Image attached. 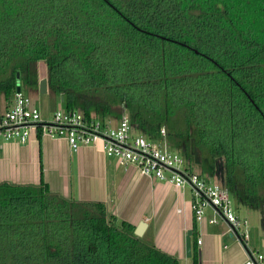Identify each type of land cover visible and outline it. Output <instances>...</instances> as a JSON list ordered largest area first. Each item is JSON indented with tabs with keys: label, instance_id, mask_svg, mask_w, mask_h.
Returning a JSON list of instances; mask_svg holds the SVG:
<instances>
[{
	"label": "trees",
	"instance_id": "trees-1",
	"mask_svg": "<svg viewBox=\"0 0 264 264\" xmlns=\"http://www.w3.org/2000/svg\"><path fill=\"white\" fill-rule=\"evenodd\" d=\"M38 62L66 110L127 114L153 139L165 127L187 169L264 210V0H0L8 102L19 80L38 84ZM135 229L43 180L0 183V253L18 264H181Z\"/></svg>",
	"mask_w": 264,
	"mask_h": 264
},
{
	"label": "crops",
	"instance_id": "crops-1",
	"mask_svg": "<svg viewBox=\"0 0 264 264\" xmlns=\"http://www.w3.org/2000/svg\"><path fill=\"white\" fill-rule=\"evenodd\" d=\"M40 78L38 74V83ZM12 104L13 99L6 100V109L0 114ZM112 121L117 123V119ZM41 180L52 193L68 200L102 202L109 212L135 227L145 221L143 236L177 256L181 264L187 257L186 234L193 228L195 217L191 189L189 194L186 187L177 189L168 182L143 175L133 164H121L104 152L101 143L75 151L66 138L40 130L34 131L26 143L0 142V183L33 185ZM212 215V209L207 208L204 219L197 221L198 240H202L198 243L200 264H243L249 250L261 252L256 240L248 246L238 241L226 222L210 223Z\"/></svg>",
	"mask_w": 264,
	"mask_h": 264
},
{
	"label": "built area",
	"instance_id": "built-area-1",
	"mask_svg": "<svg viewBox=\"0 0 264 264\" xmlns=\"http://www.w3.org/2000/svg\"><path fill=\"white\" fill-rule=\"evenodd\" d=\"M112 122L101 117H87L80 110H66L62 106L54 111L52 119H44L40 108L20 90L15 93L10 109L0 114V142L26 143L34 131L40 130L53 137L66 138L75 151L82 146L101 143L104 152L116 157L121 164H133L143 175L168 182L177 189L189 187L197 221H202L206 209L210 208L213 215L208 221L212 224L220 220L226 222L232 235L248 246L247 221L236 213L229 190L187 169L183 156L169 148L165 127L160 129L159 138L153 139L137 131L127 114L117 119L116 124ZM243 264H264V254L249 250Z\"/></svg>",
	"mask_w": 264,
	"mask_h": 264
},
{
	"label": "rangeland",
	"instance_id": "rangeland-1",
	"mask_svg": "<svg viewBox=\"0 0 264 264\" xmlns=\"http://www.w3.org/2000/svg\"><path fill=\"white\" fill-rule=\"evenodd\" d=\"M38 74L40 75V81L37 85L29 86L23 79L19 80V85L22 90L32 99V101L40 107L43 118L52 119L54 111L60 106L63 107L61 98L58 95L48 93H41L40 91V82L43 79V76L46 74V66L44 62H38ZM37 72V71H36ZM6 109V99L2 94H0V111ZM158 141V140H157ZM169 142V141H168ZM169 148L173 151H178L176 148L172 147L170 144ZM200 168L197 166L194 168V171L200 172ZM209 180L214 181V178H209ZM218 182V181H217ZM221 183V182H219ZM222 184V183H221ZM189 192V187L185 188ZM190 194V192H189ZM233 205L236 212L242 219H245L248 224V234L249 241L248 243H258V249L261 253L264 254V246L262 245V241L264 240V210L260 208L253 207L251 205H246L243 203L236 204L233 199ZM147 240H152L145 235ZM187 255V254H186ZM182 264H193L192 257H186L182 260Z\"/></svg>",
	"mask_w": 264,
	"mask_h": 264
},
{
	"label": "water",
	"instance_id": "water-1",
	"mask_svg": "<svg viewBox=\"0 0 264 264\" xmlns=\"http://www.w3.org/2000/svg\"><path fill=\"white\" fill-rule=\"evenodd\" d=\"M18 78H19V73H18ZM20 90H21V86L18 85L17 91H20ZM40 91H41V93H47L48 92V79L47 78H44L41 80ZM63 100H64V98L62 97L61 101H63ZM146 228H147V223L145 221H142L136 227L135 234L137 236H140V237L143 236ZM192 234H193L192 229H189L187 234H186V254L188 257L192 256Z\"/></svg>",
	"mask_w": 264,
	"mask_h": 264
},
{
	"label": "flooded vegetation",
	"instance_id": "flooded-vegetation-1",
	"mask_svg": "<svg viewBox=\"0 0 264 264\" xmlns=\"http://www.w3.org/2000/svg\"><path fill=\"white\" fill-rule=\"evenodd\" d=\"M26 258L25 255L11 254V253H0V264H18L14 261V258Z\"/></svg>",
	"mask_w": 264,
	"mask_h": 264
}]
</instances>
